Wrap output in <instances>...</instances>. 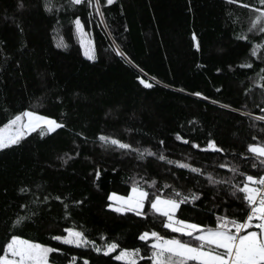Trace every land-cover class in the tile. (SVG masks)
Returning a JSON list of instances; mask_svg holds the SVG:
<instances>
[{
    "label": "trees",
    "instance_id": "16d2710c",
    "mask_svg": "<svg viewBox=\"0 0 264 264\" xmlns=\"http://www.w3.org/2000/svg\"><path fill=\"white\" fill-rule=\"evenodd\" d=\"M20 2L0 0V127L10 114L26 108L62 121L66 127L43 138L32 133L20 145L0 151V242L5 227L11 228L17 215L35 211L36 216L15 232L60 248L64 255L53 254L59 264H68L72 256L77 257V264L84 259L89 264H119L90 247L51 240L73 225L83 228L98 245L115 240L122 247H140L146 258L150 250L138 240L139 232L178 234L164 229L162 219L154 217L147 204L146 218L118 214L107 207L109 194L127 195L132 180L140 177L157 181L156 189H147L150 193L158 189L166 195L172 188L185 194L189 189L201 193L195 206H181L180 218L212 223L219 214L246 216L245 202L231 197L228 186L209 184L205 175L169 165L157 156L138 159L136 152L102 145L98 136L109 135L140 151L147 148L190 163L218 180L243 179L229 168H220V163L257 174L260 170L251 167L247 144L264 142V121L254 119L264 115V87L259 86L257 75L264 59L251 57L250 49L264 38L257 30L248 31L253 13L241 5L258 4V0L236 4L115 0L113 5L104 4L107 27L98 16L89 17L93 10L85 5L68 7L67 0H52L59 11L47 14L42 0H22V9ZM73 13L80 16L95 45V61L83 55L70 22ZM240 35L249 40L239 39ZM61 37L67 47L56 46ZM117 46L128 59L115 54ZM245 62L252 68L241 67ZM137 76L148 79L153 87L145 89ZM177 133L182 140H176ZM209 138L225 152L201 151ZM192 143L200 148H193ZM65 154L71 157L67 163L60 159ZM165 184L171 187L164 188ZM25 187L29 191L21 193ZM44 195L51 199L31 203L37 197L42 201ZM76 200L83 203L76 204Z\"/></svg>",
    "mask_w": 264,
    "mask_h": 264
},
{
    "label": "snow or ice",
    "instance_id": "6c2138e0",
    "mask_svg": "<svg viewBox=\"0 0 264 264\" xmlns=\"http://www.w3.org/2000/svg\"><path fill=\"white\" fill-rule=\"evenodd\" d=\"M114 2L115 0H67V6L85 5L88 9L93 10L88 12V16H98L101 23L107 27L105 11L103 10L104 4L113 5ZM226 2L236 4L238 0H226ZM241 6L250 9L253 13L248 31L257 30L264 38V0H258V4L244 3ZM18 7L21 9L24 7L22 0ZM42 8L47 14L59 11L52 0H42ZM70 22L75 26L84 57L89 61H95L97 59L95 45L90 38H86L88 34L85 32V25L80 16L75 15L74 20ZM56 23L59 25L60 21L57 20ZM17 27L20 28L21 32L23 31L22 26L17 25ZM238 38L245 41L249 40L245 35H240ZM196 39L197 37L193 33L192 40L195 42ZM56 46L58 48L67 47L63 43L62 37ZM195 47L199 50L198 43L195 44ZM115 54L128 59L118 46L115 48ZM250 56L264 59V42L251 44ZM241 67L252 68V64L245 62ZM141 71L143 70L141 69ZM260 73H264V68L260 70ZM260 73H257L262 82L259 86L264 87V75ZM136 79L145 89L153 87V84L146 78L137 76ZM192 95L202 96L200 92H194ZM203 98L208 99V97ZM213 103L218 102L213 101ZM224 107H230V105H224ZM254 119L264 121V115L254 117ZM65 127L66 124L62 121L48 115H42L35 109L26 108L15 114H10L7 122L0 127V151L20 145L32 133L43 138ZM78 135H82V133ZM182 139L181 135L177 133L176 140ZM252 139L255 141L256 137L253 136ZM98 140L102 145L136 152L138 159H143L145 156H157L160 161H165L169 165H176L197 175H205L209 184L228 186L231 197L242 199L245 202L246 216L235 218L226 213L219 214L215 215L212 223L180 218L177 213L181 210V206L187 204L195 206V203L201 198V193L189 189L188 193L185 194L175 188H172V191L166 195L161 194L158 189L150 193L147 189H156L157 181L154 179L145 180L140 177L139 180H132L131 190L127 195H117L115 192L109 194L107 199L111 203L107 207L118 214L133 213L137 217L146 218L148 215V212L145 211L147 204L150 206L149 211L153 216L162 219L164 229L170 233L178 234L166 236L155 230L139 232L138 240L145 242L150 250V255L146 258L141 255L140 247H122L121 243L115 240L106 241L102 246L98 245L95 240L86 235L83 228L76 225L65 227L63 229L65 234L53 235L51 240L75 248L90 247L96 253L102 252L104 256H111V259L119 262V264H140V261H144V264H264V174H262L264 173V142L247 144V153L251 154V167L260 170L257 174L240 171L239 165L219 164L220 168H229L231 172L238 173L243 178L236 181L235 176L227 180H218L213 174L206 173L200 167L168 159L164 154H157L147 148L140 151L133 148L131 144L109 135L101 134L98 136ZM183 142L189 143L188 140H183ZM163 143L164 141H160L161 145ZM191 146L200 148V145L196 143H192ZM200 150L213 153L225 152V149L211 138L206 140V146ZM66 157L67 154L60 159L67 163L71 157ZM94 175L99 178V170H96ZM163 187L169 188L171 186L165 184ZM36 188L42 190L40 185H36ZM19 191L27 193L29 189L25 187L20 188ZM33 195L36 196V193ZM49 199H51L50 195H44L42 201L37 197L31 203L47 202ZM55 199L61 200L62 198L56 196ZM74 203L81 204L83 202L76 200ZM21 207L27 208V205H21ZM68 207V204L65 203V218L69 217ZM34 216H36L35 211H30L25 215H17L16 219L12 221L11 228L5 227V238L3 242H0V264H59L58 258L53 254L64 255L60 248L47 246L44 243L22 238L21 235L16 234L15 230L25 225ZM9 233L11 234L9 235ZM100 239L104 240L105 237L101 235ZM113 253L115 255H111ZM68 264H77V257L72 256L68 260ZM83 264H89V261L84 259Z\"/></svg>",
    "mask_w": 264,
    "mask_h": 264
},
{
    "label": "rangeland",
    "instance_id": "374dc122",
    "mask_svg": "<svg viewBox=\"0 0 264 264\" xmlns=\"http://www.w3.org/2000/svg\"><path fill=\"white\" fill-rule=\"evenodd\" d=\"M86 38H89V36H87ZM76 39H77V41L79 42V39H78V37H77V35H76ZM131 190V189H130ZM130 192V191H129ZM118 195V194H117ZM110 203H111V201H109Z\"/></svg>",
    "mask_w": 264,
    "mask_h": 264
}]
</instances>
